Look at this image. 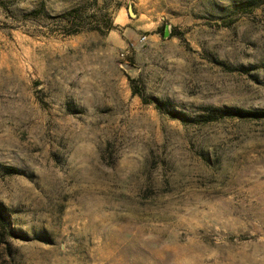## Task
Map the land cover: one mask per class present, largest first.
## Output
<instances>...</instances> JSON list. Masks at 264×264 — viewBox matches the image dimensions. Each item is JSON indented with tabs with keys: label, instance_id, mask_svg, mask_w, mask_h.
I'll return each mask as SVG.
<instances>
[{
	"label": "rangeland",
	"instance_id": "374dc122",
	"mask_svg": "<svg viewBox=\"0 0 264 264\" xmlns=\"http://www.w3.org/2000/svg\"><path fill=\"white\" fill-rule=\"evenodd\" d=\"M130 79L264 110V0H0V264H264V120Z\"/></svg>",
	"mask_w": 264,
	"mask_h": 264
},
{
	"label": "trees",
	"instance_id": "16d2710c",
	"mask_svg": "<svg viewBox=\"0 0 264 264\" xmlns=\"http://www.w3.org/2000/svg\"><path fill=\"white\" fill-rule=\"evenodd\" d=\"M247 9V8H246ZM245 9V10H246ZM43 12V9L33 10L25 15L26 18L35 19L40 16ZM53 21H60L66 24L65 34L67 35H76L83 31L87 30H96L99 32H110L115 30L117 26L113 23H107L106 25H96L92 21L87 20L82 11L79 8H73L70 11L63 13L58 16L49 17ZM105 28V29H104ZM163 30V29H162ZM172 36H177L180 39L184 40V34L177 29H173ZM132 92L134 95H137L141 98L142 102L145 104H154L155 107L161 112L165 113L173 119H180L184 122L192 121L195 124L206 125L222 119H240V120H264V110H246L243 108H234V107H224V108H214L210 107V113L202 115L200 117L189 119L181 112L173 111L167 109L162 101L148 97L142 87L137 85L135 79H130ZM8 174H20L18 170L12 167H6ZM8 217L4 212V208L0 205V224L5 228L8 227Z\"/></svg>",
	"mask_w": 264,
	"mask_h": 264
},
{
	"label": "water",
	"instance_id": "95a60500",
	"mask_svg": "<svg viewBox=\"0 0 264 264\" xmlns=\"http://www.w3.org/2000/svg\"><path fill=\"white\" fill-rule=\"evenodd\" d=\"M129 13H130L132 16L135 15L134 11H133L131 8H129ZM166 34H168V31H167V30H166Z\"/></svg>",
	"mask_w": 264,
	"mask_h": 264
},
{
	"label": "built area",
	"instance_id": "2783aa9c",
	"mask_svg": "<svg viewBox=\"0 0 264 264\" xmlns=\"http://www.w3.org/2000/svg\"><path fill=\"white\" fill-rule=\"evenodd\" d=\"M144 40L146 39V37L143 38Z\"/></svg>",
	"mask_w": 264,
	"mask_h": 264
}]
</instances>
